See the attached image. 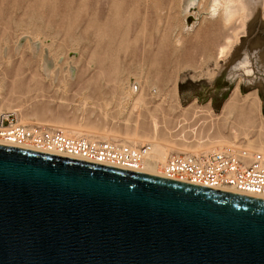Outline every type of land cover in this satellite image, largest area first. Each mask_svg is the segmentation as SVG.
Returning a JSON list of instances; mask_svg holds the SVG:
<instances>
[{"label":"rangeland","instance_id":"374dc122","mask_svg":"<svg viewBox=\"0 0 264 264\" xmlns=\"http://www.w3.org/2000/svg\"><path fill=\"white\" fill-rule=\"evenodd\" d=\"M184 2L0 0V108L30 125L64 122L118 134L137 126L141 136L153 133L155 119L160 137L189 146L212 135L232 140L235 128L244 148L243 112L223 105L256 96L248 138L264 142L257 137L260 125L264 130V0H248L251 9L230 24L207 13L209 0H195L189 14ZM25 36L40 42L34 56L26 40L14 51ZM41 56L55 81L43 79ZM246 62L250 82L238 73ZM133 82L143 89L138 109L134 100L120 103Z\"/></svg>","mask_w":264,"mask_h":264},{"label":"water","instance_id":"95a60500","mask_svg":"<svg viewBox=\"0 0 264 264\" xmlns=\"http://www.w3.org/2000/svg\"><path fill=\"white\" fill-rule=\"evenodd\" d=\"M0 264H264V200L0 145Z\"/></svg>","mask_w":264,"mask_h":264},{"label":"built area","instance_id":"2783aa9c","mask_svg":"<svg viewBox=\"0 0 264 264\" xmlns=\"http://www.w3.org/2000/svg\"><path fill=\"white\" fill-rule=\"evenodd\" d=\"M0 145L134 172H141L147 155V147L25 125L15 112L0 114ZM157 176L264 200V157H250L244 148H224L199 155L171 154L158 167Z\"/></svg>","mask_w":264,"mask_h":264},{"label":"bare ground","instance_id":"6f19581e","mask_svg":"<svg viewBox=\"0 0 264 264\" xmlns=\"http://www.w3.org/2000/svg\"><path fill=\"white\" fill-rule=\"evenodd\" d=\"M194 2H195V0H185L184 3H185V11L186 12L188 10V7H190ZM207 5H208L207 10H209V12H207V13H209L210 16H212V17L214 15L218 14L221 17L223 23H225V24H230L231 21L232 20L234 21V19L237 16L242 17V19H243V16L249 11V9H251L250 8L251 3H249L248 0H209ZM247 17H248V15H247ZM192 21H193V19L191 20V22ZM186 27L189 28L190 26L186 25ZM22 39L27 41L28 50L34 56L36 53V52L34 53L35 45H38V44L40 45V42L37 41V39L30 41V39L27 36L22 37ZM20 40H18V42L15 43L14 51L16 52V54H17V52L20 48V45H21ZM39 45H38V47H39ZM225 53H226L225 47H222L219 49V56H224ZM102 68L103 67H101L100 69H102ZM103 69H105V67ZM40 71H41V75H42L43 79H47L49 77L51 81H55L56 71L49 72L48 58H46L45 56H41V58H40ZM68 71L69 72L66 73V75L62 76V78L64 80H68L69 77L71 76V75L69 76V73H71V68H69ZM238 71H239L238 73H239L241 79H243L246 82L251 81L250 74L252 71H251V67L248 65L247 62L244 63L242 67H239ZM135 84L133 82V84H128L126 87H124V89L122 88L123 90H122V97H120V103H123L126 105L129 101L134 100L133 108L138 109L139 107H141L145 103V101H144V96H143V89L137 88ZM235 90L237 93L238 88H236ZM233 91H234V89H233ZM227 99L228 100L226 101V103L223 106H225L227 109H230V110L238 109L239 111L243 112V115H242L243 124H242L241 134L243 135V138L245 139V142H246L244 144V148H245L244 150L247 152V154L250 157L252 155H259L261 157H264V142H262L260 138L256 139V140H250L248 138V132H251L256 127L255 121H254V116L252 115V111L254 109L256 101H258V98L255 96V99L250 101L249 99H247L246 96L245 97L242 96V98H240V99L236 96H233V97L227 98ZM245 109H248V111L244 112ZM14 112L16 113V111L12 110L11 108H8L6 110H3L2 108H0V114L14 113ZM141 121H142V119H141ZM20 122L22 124H25V125L31 124L26 119H21ZM144 124H145V122H144ZM33 125L45 126V127L52 128V129H58V130L62 131L63 133H65L66 135L75 136V137H81L82 136L85 138H89V139H93V140H99V141H115V142L120 143L121 145L132 146L131 144H133V146L138 145L140 147H147V155L144 158L141 173L148 175V176H154V177H157L158 167L160 165H162L164 163L165 159L171 154L199 155V154H206V153H210V152H216V151L222 150L224 148H239L240 147V146L236 145L239 133H237V130L235 128H231L232 133H233V139L232 140H229V139L224 138L222 136L217 135V137H214V135H212L213 138L206 137L205 141L201 140L202 139L201 138V139H199L197 144L193 145V146L176 144L174 142L163 139L162 138L163 136L160 137V135H158V124L155 121V119L153 120V133L149 136L139 135L138 134L139 131H138L137 126H135V129H134L133 133H131V134H129V133L118 134V133H115L114 131H103V130H98V129H95L92 127H81V126H76V125L64 123V122H52V123H50V122H46V123L37 122ZM262 127L263 126H261V125L258 127L259 129H258L257 133L259 132V135L258 136L256 135L257 137H259V136L262 137V135H264V130L262 132ZM227 192H230V191H227Z\"/></svg>","mask_w":264,"mask_h":264}]
</instances>
